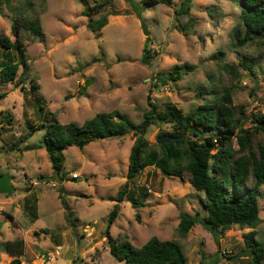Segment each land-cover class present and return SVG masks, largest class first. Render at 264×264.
Wrapping results in <instances>:
<instances>
[{"label": "rangeland", "instance_id": "374dc122", "mask_svg": "<svg viewBox=\"0 0 264 264\" xmlns=\"http://www.w3.org/2000/svg\"><path fill=\"white\" fill-rule=\"evenodd\" d=\"M1 1L0 34L17 41L14 29L24 17L39 22L44 35L20 30V45L9 51L0 47V65L9 58L20 62L22 53L27 60L14 82L0 83L4 95L0 97V176L9 174L15 188L10 197L0 194V222L5 221L0 246L23 239L22 264H124L111 255L106 237L110 213L118 205L110 235L128 239L137 249L154 237L174 240L183 246L187 264H215L218 256L247 250L245 235L251 231L264 249V186L258 199L261 222L255 228L234 227L221 236L198 223L182 238L178 231L182 215H206L201 204L205 194L191 186L188 176H166L147 167L128 183L126 196H134L144 206L106 199L126 187L137 139L133 133L96 140L84 150L69 147L63 181L53 176L44 140L46 127L55 120L82 125L98 113L117 110L139 124L150 109L148 97L160 107L171 102L193 114L202 104L219 101L230 92L233 104L246 106L249 116L264 114V36L236 46L241 14L236 3L190 0L186 16L196 21L197 33L186 35L177 28L175 15L186 0L171 5H145L142 0H32V6L28 0ZM100 4L96 12L94 6ZM85 11L89 15H83ZM103 16H108V25L90 31L88 22ZM142 22L152 39L149 64L142 63L146 54ZM19 46L24 50L19 51ZM221 52L224 57L218 59ZM244 55L252 61L253 72L241 65ZM175 68L182 72L180 81H155L157 75ZM39 126L40 131L21 143L31 128ZM251 126L252 121H247L245 128ZM170 133L169 124H160L151 126L145 138L152 144ZM41 175L46 178L39 179ZM27 197L41 198L35 222L23 211ZM67 212L75 225L66 220ZM248 259L238 264H249ZM12 260L0 247V264ZM226 264H231L229 259Z\"/></svg>", "mask_w": 264, "mask_h": 264}, {"label": "trees", "instance_id": "16d2710c", "mask_svg": "<svg viewBox=\"0 0 264 264\" xmlns=\"http://www.w3.org/2000/svg\"><path fill=\"white\" fill-rule=\"evenodd\" d=\"M32 6V0H28ZM143 3L173 4L174 0H142ZM240 9V23L235 31L236 46L244 47L252 42L256 36H264V0H231ZM190 0L183 2L182 7L176 10L177 28L186 35H195L196 21L186 16L190 7ZM2 1L0 0V7ZM103 4L95 5L94 9ZM101 11V10H100ZM83 15H89L87 11ZM141 18V14H139ZM108 25V16L97 21L91 19L87 27L92 32H99ZM142 29L146 36L145 51L142 63L149 64L152 59L149 45L150 32L144 22ZM20 30H25L36 37L44 35L39 22L21 18L14 29L17 41L10 40L5 34H0V47L11 50L18 42ZM24 49L19 46V51ZM219 59L224 53L217 54ZM251 62V63H250ZM241 65L246 71L253 72L252 61L246 55L242 56ZM21 66L27 67V60L21 54V61L10 59L0 65V83L14 82L18 77ZM228 69L237 73L234 66ZM180 68H175L168 74L157 75L154 79L161 84L169 81L178 82L182 79ZM36 88L35 85L32 86ZM4 98V95H0ZM150 107L144 113L143 120L137 124L119 111L98 113L82 125L75 123L61 124L51 122L45 131V148L48 153L53 176L64 180L65 151L72 146L84 150L96 140L126 136L133 133L137 137L130 155V164L127 172L126 187H123L116 197L107 199L117 204L128 200L135 208L144 206L134 196H129L128 183L133 181L145 168L154 167L166 176H188L189 183L197 191L204 193L201 204L206 215L202 218L191 215H182L178 225L179 235L186 238L192 228L200 223L208 231L223 235L226 231L239 227L240 229L255 228L260 222V208L258 199L262 196L264 186V114L247 113L244 105H234L230 92H226L219 101L206 102L199 106L193 114H185L177 105L168 102L160 107L148 97ZM253 126L245 128L247 121ZM169 124L173 133L168 136L176 137L167 144L149 143L145 136L151 126ZM45 127V125H43ZM42 128L33 127L21 138V143L27 142L36 131ZM234 143L238 146L235 147ZM41 175L39 179H45ZM61 196V195H60ZM62 197V196H61ZM23 211L30 216L32 222L38 217V198L24 199ZM119 215V206L110 213L107 239L110 253L124 264H187L183 246L174 240H160L157 237L149 240L142 248L137 249L128 239L115 240L110 235V228ZM9 217L14 218L11 214ZM66 220L72 222V215L67 212ZM69 222V223H70ZM71 226L75 225L70 223ZM246 249L254 257L248 259L249 264L264 263V249L256 240L255 231L245 235ZM1 250L13 257L11 264H22L19 259L24 254L25 242L18 238L1 243ZM237 254V253H236ZM235 254V255H236ZM229 257H219L215 264H226ZM227 259V260H226ZM231 264H238L243 259L229 260Z\"/></svg>", "mask_w": 264, "mask_h": 264}, {"label": "water", "instance_id": "95a60500", "mask_svg": "<svg viewBox=\"0 0 264 264\" xmlns=\"http://www.w3.org/2000/svg\"><path fill=\"white\" fill-rule=\"evenodd\" d=\"M89 84L90 83L87 82L86 87L89 86ZM175 139L176 137L165 135V136L158 137L156 142L159 145H164ZM56 177L58 178V176ZM11 182H12V177L9 174L0 176V194L10 197L14 193L15 188L13 187ZM4 223L5 221L0 222V230L2 226L4 225ZM253 257H254V254L250 250L247 249V250H243L239 252L238 254L232 256L229 260L243 259V258L251 259Z\"/></svg>", "mask_w": 264, "mask_h": 264}, {"label": "built area", "instance_id": "2783aa9c", "mask_svg": "<svg viewBox=\"0 0 264 264\" xmlns=\"http://www.w3.org/2000/svg\"><path fill=\"white\" fill-rule=\"evenodd\" d=\"M74 178H78V175H77V174H74ZM55 254H56V255H59L60 252H56Z\"/></svg>", "mask_w": 264, "mask_h": 264}, {"label": "crops", "instance_id": "0c3cea01", "mask_svg": "<svg viewBox=\"0 0 264 264\" xmlns=\"http://www.w3.org/2000/svg\"><path fill=\"white\" fill-rule=\"evenodd\" d=\"M40 199H41V198L38 199V205H39V200H40ZM103 199H105V198H103ZM106 199H107V198H106ZM115 203H116V202H115ZM38 209H39V206H38Z\"/></svg>", "mask_w": 264, "mask_h": 264}]
</instances>
